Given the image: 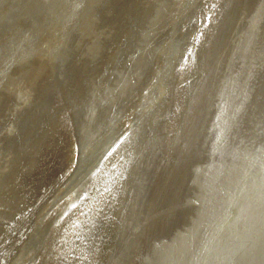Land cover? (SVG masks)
I'll return each mask as SVG.
<instances>
[{
  "label": "bare ground",
  "instance_id": "1",
  "mask_svg": "<svg viewBox=\"0 0 264 264\" xmlns=\"http://www.w3.org/2000/svg\"><path fill=\"white\" fill-rule=\"evenodd\" d=\"M122 1L88 0L87 6L80 7L78 2L73 6L70 0H0V84H3V80L6 84L10 73L18 70L34 55L39 54L31 59L32 61L41 60L40 55H44L54 65V75L51 78H48L49 74L53 73L43 70L49 74L47 73L44 81L39 79L41 81L39 85H43L37 87L38 89L26 90L28 92L24 94L22 92V95L11 94V97L12 95L14 97L9 98L11 101L6 105L0 102V106H3L0 107V245L3 243L6 246L11 243V234L5 240L10 229L8 225L15 221L13 225L15 229L28 216L29 201L27 203L23 193L31 190L27 189V185L35 173L41 151L47 142L61 136L68 129L76 148L73 174L71 171L66 178L55 184L32 211L27 230L2 264H44L53 256L51 252L54 248H57L56 254L62 253L61 256L65 257L66 263H72V259L77 258V264H94L96 259L93 262L90 253L100 235L105 233L107 220L114 221L116 212L114 206L120 182L122 181V188L119 195L137 177L146 146L158 134L159 126L165 124L166 110L159 115L156 114L162 108L159 105H162L163 96L161 98L159 95L165 86L159 90L156 83L163 85L165 81V84H169L170 80L167 78L177 73L179 66L187 57L191 58L197 37L196 27L202 13L201 3L203 2L204 8L206 6L208 8L209 3L207 0H154L153 3L143 6L144 11L143 8L139 9L131 17V21L124 22V19L116 23ZM230 2L231 0H222L215 19L218 22L210 24L205 29L203 41L196 46L194 49L196 52L193 54L196 66L198 60L204 57L206 47L215 41L218 34L215 27L217 28L219 23L220 26L222 23L223 27L226 25V30L230 27V31L222 36L221 50L215 57L214 70L206 84L205 90L212 101L210 105L217 103L223 88L231 90L234 87L236 77L232 72L235 58L239 54L240 45H243V50L245 48L248 32L260 15L257 9L263 0H247V3L242 4L234 1L228 12ZM71 6L73 7L69 17L67 15L70 11L64 15L65 21L53 26L59 14L57 12H63L65 11L63 7ZM221 18L224 22H220ZM262 25L263 20L255 24L258 30L262 28L259 36L264 40ZM79 33L84 34V38H79ZM51 37H55V41H45ZM61 45L64 49L57 50ZM203 68L199 73L197 71L189 77V81L195 83L197 87L203 80L201 77L204 76L205 67ZM21 69L25 72L27 68ZM25 77L22 76L21 79ZM178 83L173 86H179ZM53 84L62 92L59 97L55 91H51ZM3 86L1 85L0 91ZM141 87L142 92L136 95L135 103L138 102V105L142 106L143 113L137 115L133 112L129 119H132V122L128 126L129 120L125 124L127 117L123 108L134 102L137 93L135 91ZM172 96L169 94L164 98L163 102L167 103L164 108L169 105ZM187 100L188 104L190 101L194 102L191 118L179 137L177 125L176 129L172 130L170 138L176 143L171 151L173 164L174 160L179 158L177 156L181 155L180 150H186L188 144L192 145L196 138L194 132L196 128L197 132L200 131L207 121L206 101L203 99L199 104L198 99L193 100L191 96ZM45 105H52V108ZM62 111L66 112L63 118L59 117ZM197 120L198 124L193 125ZM188 127L190 134L184 137ZM163 131H166L165 128ZM225 132L226 128L218 129L219 139L223 138ZM153 144L154 142L151 147ZM116 145L117 148L114 150ZM122 145L125 147L122 148ZM157 148L162 150L160 147ZM187 152L188 150L185 154ZM161 154L162 151H159V158ZM169 159L170 157L166 156L161 163L165 166ZM166 169V174L169 175L171 165L166 166ZM90 181L92 185L85 195L83 188H88ZM77 200L80 201L78 207L66 220L64 219L65 221L63 220V226L58 228L57 234L51 239L54 241L42 247V253L39 246H36L32 248L28 257H20L22 251L19 253V246H23V249L28 247L33 228L41 222L45 224L55 214L58 217L55 223L59 224ZM178 200L177 198L174 202ZM173 206L165 210L166 218L176 211L177 206ZM105 207L109 209L108 212ZM88 211L93 212L91 215H94L92 216L94 222L85 233V226L80 229L78 225ZM92 217L90 216L88 222L92 221ZM159 217L160 213L156 214V218ZM110 222L112 224L110 236L101 240L99 246V256L102 257L100 264L106 261L108 251L103 247L108 241H111L113 246L112 250L109 249L111 254L107 264H113L115 258H119L141 232V228L133 222L121 238L119 221L116 220L115 225ZM130 222L131 220L128 221ZM94 224L96 225L93 229ZM45 229L47 231V226ZM74 229L75 232L80 230L82 241L73 248V253L68 251V248L76 240L68 244V237L74 235ZM90 238L93 240L89 242ZM115 245L117 246L114 247Z\"/></svg>",
  "mask_w": 264,
  "mask_h": 264
},
{
  "label": "water",
  "instance_id": "2",
  "mask_svg": "<svg viewBox=\"0 0 264 264\" xmlns=\"http://www.w3.org/2000/svg\"><path fill=\"white\" fill-rule=\"evenodd\" d=\"M87 1L70 0L73 6L78 2L80 7L87 6ZM234 1H239V4L247 3V0H231L227 7L228 12L233 7ZM73 6L63 7L65 11L57 12L59 14L53 26L65 21L64 15L72 10ZM257 11L260 15L248 32L245 48L243 50V45H240L239 54L235 58L234 72H232L236 77L234 87L231 90L227 87L223 88L217 103L210 105L212 101L205 89L214 70L215 57L221 50L222 36L230 31V27L226 30V25L223 27L222 23L221 26L219 23L217 28L215 27L216 30L218 29L215 41L206 47L204 57L198 60L195 68L189 64L190 57L186 58L187 66L183 82L179 86L171 85L168 88L167 93L173 96L166 108L163 107L167 105L165 101L159 105L162 108L156 114L159 115L166 110L165 124L159 126L158 134L146 146L137 177L120 195L122 181L118 186L114 221L107 220L105 233L100 235L95 248L90 253L93 262L96 259L94 264H100L101 240L110 236L112 226L110 221L115 225L116 220L121 226L119 230L121 238L133 222L141 228V232L123 254L115 258L113 264H264V64H262L264 40L259 36L262 28L258 30V26H255L256 22L263 20L264 29V0ZM222 13L224 14V11ZM220 22L224 20L221 18ZM203 67L205 73L207 68V73L206 76L204 73L205 77H201L203 80H200L197 87L195 83L189 81V77L197 71L199 73L204 69ZM162 96L159 95L161 98ZM189 96L193 100L198 99L199 104L203 99L206 101L207 121L200 131L197 132L196 128L194 131L196 138L192 145L188 144L186 150L181 149V155L177 156L179 158L174 160L175 164H173L171 151L176 143L170 138L172 130L176 129L177 125L179 137L191 118L194 102L190 101L188 104ZM49 107L52 108V105ZM65 113L62 111L59 117L63 118ZM198 122L199 120L193 125ZM220 127L226 128L222 139L218 136ZM164 128L166 131H163ZM189 134L188 127L184 137ZM116 148L117 145L114 150ZM159 151H162L160 158ZM166 156L170 159L164 166L161 162ZM169 164L171 171L167 175L166 166ZM76 181L77 179L74 182ZM89 184L88 188H83L85 195L92 185L91 181ZM177 198L179 200L174 202ZM78 200L59 224L55 223L58 219L55 214L45 224L41 222L33 228L28 247L23 249V246H19V253L22 251L20 257H28L33 247L39 246L41 251L42 247L49 245L58 228L63 226L70 213L78 207L80 203ZM173 205L177 206L176 211L166 218L165 210L174 207ZM105 210L108 212L109 209L105 207ZM92 213V211L86 212L78 225L80 229L85 226V233L94 222ZM159 213V218L164 220L156 218V214ZM90 216L92 221L88 222ZM95 225L92 226L93 229ZM75 229L74 235L68 237V244L76 240L68 248V251L72 252L73 248L82 241L80 230L75 232ZM17 238L18 236L15 244ZM91 240L93 239L90 238L89 242ZM48 245L47 249H49ZM112 246L113 243L108 241L103 247L108 252L105 256L107 262L103 261L102 264L109 263ZM65 249L64 246V253ZM56 252L57 248H54L51 252L53 256L44 264L48 262L77 264V258L72 259V263H66L65 257L61 256L62 253L56 254Z\"/></svg>",
  "mask_w": 264,
  "mask_h": 264
},
{
  "label": "rangeland",
  "instance_id": "3",
  "mask_svg": "<svg viewBox=\"0 0 264 264\" xmlns=\"http://www.w3.org/2000/svg\"><path fill=\"white\" fill-rule=\"evenodd\" d=\"M153 1L154 0H123L121 2L122 3V6L119 7V10L120 11H119V13L117 15L116 23L117 22H121L124 19H125L124 22L126 20L131 21V17L134 14H136L139 11V9L143 8L144 5L147 6L149 3H151V2L153 3ZM207 1L209 3V7L208 8H207V6L204 8L202 6V3L203 2L201 3V11H202V13H201V15L199 17L200 20H199L198 25L196 27L197 28V30H196L197 37H196V41H195L194 48H193V54H194V52H196L194 50L196 48V46H198V44H200L203 41V35H204L203 32L205 31V29H207V27L210 24L212 25V24H216L218 22L215 19L217 17L218 9L221 7L222 0H207ZM143 11H144V8H143ZM84 36L85 35L82 34V33H79V35H78L79 38H84ZM47 40L55 41V37H51L49 39H46L45 41H47ZM62 40H63V38H62ZM38 46H37L36 50L38 49ZM63 49H64V46L61 45L59 47V49H57V50H63ZM56 53H57V51L55 52V54ZM55 54L53 55V57L55 56ZM190 54H191V52H190ZM193 54L191 55L189 64L191 62V64H190V65H192L191 67H194L195 68ZM38 55L39 54L34 55L31 59L37 57ZM49 55L51 56V53H49ZM47 58H48L47 56L40 55V59L41 60L37 59L38 61H32L31 59H29L27 62H29L30 64L27 65L26 64L27 62L26 63L23 62L24 63L23 64L24 66L23 65L20 66L22 64L21 63L19 65L20 68L18 70H14L13 71V72H16V73H13V72L10 73L9 77L6 80V84H4L5 80H3L4 82L2 81V83L4 84V86H3V84H0V87H1V85L3 86V89H1L2 92L0 91V95H1L0 96V99H1V97H3L0 100L1 103L3 102L2 105L3 104L6 105L7 102L11 101V99L14 97V95H12L13 97H11V94H15L16 95V94H19L20 93V95H22V94H24V93L32 90L33 88H34L33 90L38 89L37 87H40L41 85H43V84L39 85V83L41 81H44L45 80L44 78L46 77V75L49 74V72L50 73H53V74H49V77L48 78H51L52 75H54V65H53V63H51L50 59L49 58L47 59ZM54 59H55V57H54ZM39 61H40V63H39ZM31 62L33 63V65H32ZM72 63H73V61H72ZM32 66H34V67H32ZM186 66H187V60L185 59L184 62L179 66V68L177 70V73L176 74L173 73L171 75V77L173 78V80L171 81V77H168L167 78V80H170L169 84H165V81H164V84L163 85H161L160 83H156V88L159 89V90L163 86H165L160 91V92H162L161 95H163V100H164V98L167 97V95L169 96V94L167 93L166 89H168L171 85L173 86L175 83H178L179 81H180L179 83H181V81L184 78L183 76L185 75V72L184 71H185V67ZM25 67L27 69H25ZM29 67H30V69H29ZM37 67L38 68H41L42 67L43 69H38ZM21 68L25 69L24 70L25 72H23ZM31 68H33V69L31 70ZM35 69H37V70H35ZM26 70H29V71H26ZM40 70H41V72H39ZM43 70H45V71L48 70L49 72L47 71V72L44 73ZM20 71H21V73H20ZM33 71H35V72H33ZM18 73H20V74H18ZM36 73H38L37 74L38 76H36ZM30 74H35V75H30ZM176 75H177V77H175ZM22 76H26L29 79H26V77H25V78H23L24 79V81H23V79H21ZM31 77H32V79H31ZM33 79H34V81H33ZM180 79H182V80H180ZM10 80H12L11 83H10ZM35 83H36L37 86L35 85ZM22 84H24V85L22 86ZM28 84H31V86L28 85ZM10 85H12V86H10ZM13 85H14V87H13ZM33 85H35V86H33ZM157 86H159V87H157ZM10 87H12V88H10ZM142 87L140 89H136L138 91H135L137 93H135L134 102H130L129 105H126L123 108V109H125V113H126V117H127V120L125 121V124L128 122V120L130 119V116H131V114L133 112H135L137 115L143 113V109L141 108L142 106L141 105L139 106L138 105V102L135 103L136 95L138 94V92L139 93L142 92V90H141ZM52 88H51V91H55V93H57L56 96L59 97L62 92L58 91L57 85L56 84H53L52 85ZM6 89H8L7 92H5ZM60 89H62V87H60ZM14 90H15V92H14ZM26 90H28V91H26ZM139 90H141V91H139ZM17 91H18V93H17ZM4 93H6L7 95L5 96ZM6 97H8V98L6 99ZM9 98H11V99L9 100ZM163 100L161 99V103H163ZM2 105L0 107H3ZM49 106L50 105H45V107H49ZM126 117L124 115V118H126ZM131 122H132V119L129 120L128 126H130V123ZM74 142L75 141L73 140L70 131L68 129H66L65 132L61 136L54 137L52 139V141L51 142H47V145L42 149V151H41L42 153H41V156H40V159H39L37 168L35 167L36 168L35 169V173H34L33 176H31V178L29 180V183L27 185V189L28 188H31V190L30 191H26V193L25 192L23 193V194H25V199L27 200V203L29 201L28 216L19 225V227L15 228V229L13 228V225L15 224V221H13V224L12 225H10V226L8 225V228H10V229L6 233L5 240L11 234L12 235L11 236V243L9 245H6V246L3 243L0 245L1 246L0 247V264H2V262H4L6 260L7 256L11 253L10 250L14 249L15 246H16V244L21 240L24 232L27 230V228L25 226L27 225V222L29 223V221H30V220L29 221H27V220L28 219H31L30 217L32 216L31 215L32 211L37 207V205L41 202V200L44 198V196L46 194L48 195V192L51 191V189L53 188L54 184H58L61 180H63V178H66L69 175V173L73 170L74 162L76 160V151H75L76 148H75V143ZM122 146H123L122 148L125 147L124 145H122ZM66 172H68V173L64 176V174ZM56 181H58V182H56ZM38 199H40V200H38ZM23 226L25 227V229L22 228ZM21 228H22V230H20ZM17 236H18L17 242L15 244V240H16V237ZM14 244H15V246H14Z\"/></svg>",
  "mask_w": 264,
  "mask_h": 264
}]
</instances>
